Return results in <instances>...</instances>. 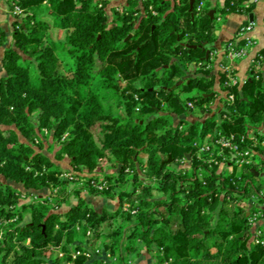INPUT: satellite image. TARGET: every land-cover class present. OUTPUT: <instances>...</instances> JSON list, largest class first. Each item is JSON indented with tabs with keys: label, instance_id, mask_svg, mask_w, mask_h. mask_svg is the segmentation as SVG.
Listing matches in <instances>:
<instances>
[{
	"label": "trees",
	"instance_id": "16d2710c",
	"mask_svg": "<svg viewBox=\"0 0 264 264\" xmlns=\"http://www.w3.org/2000/svg\"><path fill=\"white\" fill-rule=\"evenodd\" d=\"M199 1L191 9V0H126L111 24L110 0H7L23 15L16 16L14 46L1 59L0 176L31 194L49 188L66 194L63 170L38 142L45 130L54 141L68 135L56 160L67 158L91 175L105 173L107 162L116 172L89 177L71 193L76 203L67 198L23 207L20 191L0 179V264H132L143 249L155 254V264H264V245L253 243L244 206L264 187L256 175L264 161L254 170L232 164L218 174L217 166L210 170L197 160L194 148L219 133L248 135L264 125V60L241 89L232 90L236 106L218 122L216 114L224 111L205 107L217 95L206 53L214 50L220 24L211 18V0H203L197 14ZM245 1L231 6L226 0L221 15L250 13ZM53 29L65 33L63 42H56ZM6 39L0 31V51ZM231 42L237 48L243 43L234 37L225 46ZM227 75L220 70L223 91ZM112 90L123 101L122 118L105 106L102 94ZM194 90L195 96L180 97ZM194 115L198 120L189 122ZM83 191L117 201L118 208L96 210ZM63 205L67 210H60ZM81 230L104 239L100 247L109 260L95 252L74 258L88 250L77 242ZM57 250L61 256L51 255Z\"/></svg>",
	"mask_w": 264,
	"mask_h": 264
},
{
	"label": "built area",
	"instance_id": "2783aa9c",
	"mask_svg": "<svg viewBox=\"0 0 264 264\" xmlns=\"http://www.w3.org/2000/svg\"><path fill=\"white\" fill-rule=\"evenodd\" d=\"M229 1L231 6H235L237 3V0ZM244 5L246 8L249 7V4L245 2ZM204 7L205 2L200 0L196 7L197 14H201ZM150 10L156 15L152 6H150ZM14 12L16 15L23 14V10L19 7H16ZM221 20L222 16H219L218 21ZM254 33L255 23L247 22L240 26L235 35V40L243 42L242 45L237 48L234 43L231 42L225 46L223 57L226 62H221L220 68L221 71H226L228 73L224 83L228 90L223 91L224 97L221 99L220 110L221 112L224 111V113L219 114L221 119L220 122L227 120L229 118V113L232 111L231 108L236 106L238 97L232 90L235 88L239 89L243 84L236 70L235 63L247 59L250 72L259 69L261 62L264 60V55L260 53V50H257L258 38ZM199 65L202 66V63ZM136 98L138 99V97ZM188 107L193 109L195 106L192 102H189ZM44 132L48 133L47 130ZM261 147L263 150L259 151V148ZM194 148L196 149L195 156L197 160L203 165L207 164L210 170L217 166L218 174L222 171H230L232 164L237 166L238 169L251 167L252 170H254L253 166L259 165L261 161H264V125L256 126L248 135L219 133L203 143L196 142ZM184 163H186L185 160L180 161L181 166ZM225 166L228 168L226 167L225 170H221ZM260 168H262V166H260ZM185 169L190 170L191 165H188ZM259 174L264 175L263 171ZM94 186L99 190H104L107 187L106 183H95ZM244 202L245 210L248 212L249 223L254 226L264 218V187L250 198H247ZM124 209L125 211H129L130 204L126 203ZM131 212L132 214L137 213L136 210H132ZM252 232L253 243L255 245H264L263 231L257 228ZM95 252L100 253L99 250H96ZM93 253L94 252L90 250L77 251L74 254V258L79 256L92 258L94 255Z\"/></svg>",
	"mask_w": 264,
	"mask_h": 264
},
{
	"label": "rangeland",
	"instance_id": "374dc122",
	"mask_svg": "<svg viewBox=\"0 0 264 264\" xmlns=\"http://www.w3.org/2000/svg\"><path fill=\"white\" fill-rule=\"evenodd\" d=\"M125 2L126 1H123V0H121V1L120 0H110L109 7L107 8L108 14L110 16L109 23L112 24L113 21L117 20L113 11H116L117 9H121ZM44 9L46 10V6L44 7ZM44 9H43V11H44ZM22 15L23 14L16 15V16H22ZM19 20H21V18ZM51 34L57 43L63 42L65 39V33H62L58 36L56 29H53L51 31ZM4 46H5V47H3L4 49L5 48H7V49L12 48L14 46L13 34L10 35V39H9L8 43H6V45H4ZM4 49L1 51V54H0V79L6 75V73L3 69V66H2V62H1V57L4 54ZM22 63L24 65H28L29 59L27 57H25L23 59ZM196 94H197L196 90H194L192 92L183 91V92H181L180 97L184 99V98L189 97V96H195ZM102 95H103V97L106 98V99L104 98L105 106L112 108V112L116 116L122 118L121 114L123 112L124 107L123 106L120 107V105H122L123 101L119 96H117L116 92L113 90L112 91H104ZM176 120L178 121V118L175 119V121ZM197 120H198V116L194 115V116H191L188 121L189 122H196ZM216 120L218 122L221 121L219 114L216 116ZM184 127H186V125H184ZM47 132L48 133L44 132L45 137H42L41 140L39 139L38 142L43 145L42 152L46 156L50 157L59 166V168L61 170H63L64 174L62 176H60V178H61V180L67 182L66 194L64 193L63 195H60L61 189H58V188L57 189L56 188L55 189H52V188L46 189V190H44V193H41V194H36V193L31 194V193H28L22 187V185L15 184V183L10 182V181H6L0 176V179L2 180L3 183H9V184L13 185L14 188H16L18 191H20V200H19V205H18L19 207H23L24 205L27 206L30 203L40 202L42 200L43 201L49 200V202L50 201L54 202L57 199H67V198L70 200L71 203H76V196L71 195V193L77 188H83L85 182L88 180L89 177H91L93 175H99V176L103 177L104 174H112V173L116 172L113 170L111 165L107 162L105 163V169H104L105 173L100 172L98 170L96 173L91 175L90 173H87V172L76 171L75 168L71 165L70 160L67 158L64 160H60V161L56 160L55 156H56L57 152L60 150L62 143L68 139V135L66 134L65 135L66 137L64 136L60 141H54L52 133H50L49 131H47ZM140 161L143 164L146 163L147 157L145 155H141ZM182 167H184V168L188 167V163H184L182 165ZM226 167L227 166L223 167L221 170H225ZM263 173H264V170H263ZM143 174H145V173H143ZM143 178H144V176H143ZM261 179L264 181V175L263 174L261 175ZM82 196L86 200V202L90 204V206L92 208L98 209L99 211H102L103 209L110 210L109 208H112V210H116L118 208L117 201L109 200V199L102 198V197H95L93 195H90L87 191H83ZM163 196L164 195L161 193L155 194L156 198L163 197ZM67 207L68 206L63 205V207L60 208V210L65 211V210H67ZM29 221H30V214H29V212H25L23 224H27ZM252 229H253V227H252ZM106 241L108 242L109 240L107 239ZM77 242L85 245L86 248L90 251L95 252L96 250H99L100 253L95 252L96 257L100 255L105 260L110 259V256L108 255V253H105L100 247V245L104 242V239L103 238L96 239L93 231H90V232L87 231L86 235H84V231L81 230L79 233V236L77 238ZM145 252L148 254V256L145 255L146 254ZM51 255H53L54 257L59 256V255L61 256L62 252L60 250H57V251H54L53 253L51 252ZM142 255L145 257V258L143 257L144 258L143 260H141V258H140V256H142ZM133 257L136 259H133L132 264H155L153 262V258H155V254L149 253L146 249H143L138 255H135ZM139 259H140V261H139Z\"/></svg>",
	"mask_w": 264,
	"mask_h": 264
},
{
	"label": "crops",
	"instance_id": "0c3cea01",
	"mask_svg": "<svg viewBox=\"0 0 264 264\" xmlns=\"http://www.w3.org/2000/svg\"><path fill=\"white\" fill-rule=\"evenodd\" d=\"M123 1H126V0H123ZM225 1L226 0H211L212 5H213L211 12L214 11L213 18L216 16L218 19L219 16H222L220 8L224 6ZM245 3L249 4V6L252 5L251 12L250 13H228L226 14V16L225 15L222 16V20L218 21L220 25H219V30L216 32L218 39L214 44V50L212 52L211 50H208L210 52L208 57L206 53V58L208 59L210 57V61L207 64V68L211 70V73L215 75V78H216L214 90L217 95H216L215 100L212 101L210 104L205 105V107L209 106L213 112H220V109H219L220 103H221L220 100L224 97V92L220 86L219 72L221 70L220 63L226 62V60H224V57H223L225 44L229 40L235 37L240 26H242L243 24H246L247 22H254L255 23V33L254 34L258 38L257 50H264V0H246ZM18 21L19 19L16 18L15 12L11 11L8 8L7 0H0V31H4L6 33V38H7L6 43H8L10 39V35L13 34L14 32V29H15L14 24ZM3 49L4 48H2L1 51ZM1 51H0V54H1ZM235 66L238 71V75L243 83L242 84L243 86L249 79H251V76L249 73L248 60L245 59L243 61L236 62ZM188 76H191V75L189 74ZM241 92L242 90H240V93ZM243 98H244V94H243ZM218 114L219 113H217L216 115ZM190 117L191 116H189L188 118ZM255 127L256 126H254V128ZM258 176H261L259 172H258ZM40 193H44V191H41ZM109 209L112 210V208H109ZM252 227H253L252 231L259 228L264 233V218L261 219L259 222H257ZM145 255L148 256L147 253ZM143 257H144L143 255L140 256L141 260L145 258ZM153 262L156 263L155 258H153Z\"/></svg>",
	"mask_w": 264,
	"mask_h": 264
},
{
	"label": "water",
	"instance_id": "95a60500",
	"mask_svg": "<svg viewBox=\"0 0 264 264\" xmlns=\"http://www.w3.org/2000/svg\"><path fill=\"white\" fill-rule=\"evenodd\" d=\"M194 3H195V0H191V2H190V5H191V9H193L194 8ZM213 13H214V11H212L211 13H210V15H211V17L213 18ZM193 16V15H192ZM194 47V46H193ZM209 51H207V57L209 56ZM182 82H180L179 84H181ZM240 96H241V98H243V93L241 92L240 93ZM188 158L190 159L191 158V154H188ZM256 175L258 176V173H256Z\"/></svg>",
	"mask_w": 264,
	"mask_h": 264
}]
</instances>
